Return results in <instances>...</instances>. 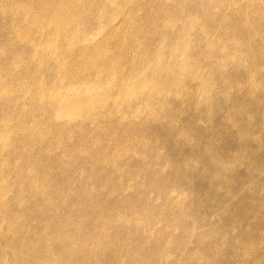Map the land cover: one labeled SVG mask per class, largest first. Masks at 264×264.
Masks as SVG:
<instances>
[{
  "label": "rangeland",
  "instance_id": "rangeland-1",
  "mask_svg": "<svg viewBox=\"0 0 264 264\" xmlns=\"http://www.w3.org/2000/svg\"><path fill=\"white\" fill-rule=\"evenodd\" d=\"M0 264H264V0H0Z\"/></svg>",
  "mask_w": 264,
  "mask_h": 264
},
{
  "label": "bare ground",
  "instance_id": "bare-ground-1",
  "mask_svg": "<svg viewBox=\"0 0 264 264\" xmlns=\"http://www.w3.org/2000/svg\"><path fill=\"white\" fill-rule=\"evenodd\" d=\"M61 99H62V98H61ZM62 105H63V104H62ZM63 106H65V105H63ZM65 111H68V110H67V107H66V110H65Z\"/></svg>",
  "mask_w": 264,
  "mask_h": 264
}]
</instances>
